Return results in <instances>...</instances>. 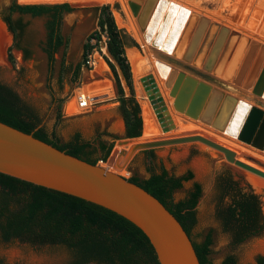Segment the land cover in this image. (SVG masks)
I'll return each instance as SVG.
<instances>
[{
	"label": "rangeland",
	"instance_id": "rangeland-1",
	"mask_svg": "<svg viewBox=\"0 0 264 264\" xmlns=\"http://www.w3.org/2000/svg\"><path fill=\"white\" fill-rule=\"evenodd\" d=\"M168 1L187 7L264 44V0ZM128 2L129 0H0V82L13 90L33 110L40 122L38 127L43 128L49 135L53 134L52 138L60 144L70 142L73 135L78 133L83 141L90 143L92 148L96 149L95 156H100L97 151L100 142L112 145L110 158L114 151L141 141L144 137L143 131L140 138H124L125 121L119 109L118 88L109 63L115 67L125 97H129L130 93L116 62L107 49L109 37L99 27L100 20H104L105 15L108 14L121 34L123 53L130 67L133 94L140 115L141 105L145 104V100L144 92L138 89L133 72V61L136 59H138L137 64L143 67L139 77L151 73L156 79L158 78L166 95L164 98L168 110L171 109L169 112L175 128L164 134L156 125L150 129L152 134L146 137V140L201 135L235 151L238 159L264 170L263 151L174 109V96L169 95V90L164 87L165 80L158 75L155 67L157 54L145 42L139 27V24H149L150 27L156 24L155 19L150 20L153 7L149 10L145 8L138 20V16H134ZM13 3L19 5L68 3L73 7L71 12L62 15L60 34L63 45L54 54L50 74L45 52L46 25L50 17L11 13L12 21H21L23 25V33L17 40L19 48H16L13 46L14 34L2 21L3 16L9 15L8 8ZM102 8L106 10L102 12ZM173 16L174 13L169 11L168 19L172 20ZM180 26L178 24L174 35L173 31L171 32L173 35L171 40L175 39L176 45L179 41L176 34ZM94 32L104 37L99 38L92 46L95 49V66L88 68L84 64V45L90 44L89 37ZM182 32L183 30L181 33L178 32V36ZM76 66H79L77 79L74 75ZM232 88L239 95L244 91L241 87ZM80 93L95 94L91 95V98L98 97V99L92 101L88 107L80 109L76 104ZM245 97L250 99L245 100L246 102L254 104L251 94ZM237 118L234 119L235 125L240 121V117ZM148 151L138 152L126 164L120 175L125 178L135 177L145 180L151 171L158 173L162 168L166 170L168 176L174 178L192 173L191 180L183 182L180 188L172 192V200L178 202L184 199L191 191L194 182L201 185L202 193L195 208L197 221L191 229V238L194 242L200 243L205 235L211 232L213 242L208 264H222L228 256H233L237 264H257V260L264 257V228L259 234L233 245L230 235L222 229L216 217V209L221 200V192L217 186V176L220 173H229L232 181L236 182L242 191L251 190L257 195L263 217L264 179L229 164L221 153L198 142ZM222 203H228V199L225 198ZM0 259L4 264H68L70 257L61 247L32 246L14 240L7 243L0 241Z\"/></svg>",
	"mask_w": 264,
	"mask_h": 264
},
{
	"label": "water",
	"instance_id": "water-1",
	"mask_svg": "<svg viewBox=\"0 0 264 264\" xmlns=\"http://www.w3.org/2000/svg\"><path fill=\"white\" fill-rule=\"evenodd\" d=\"M128 4L138 20L144 9L153 5L150 20L155 19L156 24L139 27L157 54L155 67L165 80L164 87L172 90L177 78L183 76L174 109L264 152V44L168 0H129ZM169 11L174 13L172 20ZM178 24V32H183L179 36L177 32L176 45L171 37ZM140 81L146 96L153 100L162 133L172 131L175 125L170 116H161L160 111L167 115V109L152 74ZM234 86L241 87L243 93H236ZM247 94L254 104L245 101L250 100ZM236 117L240 121L235 125ZM193 142L211 147L229 164L264 179L263 171L237 160L235 152L198 135L132 144L127 150L114 151L113 163L108 157L106 162L91 164L2 122L0 173L72 195L123 217L147 237L159 264H200L191 239L176 218L154 196L118 172L122 159L128 163L140 151Z\"/></svg>",
	"mask_w": 264,
	"mask_h": 264
},
{
	"label": "trees",
	"instance_id": "trees-1",
	"mask_svg": "<svg viewBox=\"0 0 264 264\" xmlns=\"http://www.w3.org/2000/svg\"><path fill=\"white\" fill-rule=\"evenodd\" d=\"M68 3L25 4L13 3L8 8L9 15L2 17L8 30L14 34V44L23 33L21 21L13 22L10 14L38 17H50L46 25L47 39L45 52L48 59V72L52 71L54 54L63 45L60 34L62 15L71 12ZM106 8H102V12ZM100 29L107 33V49L116 62L121 75L129 89L130 96L125 97L115 67L109 63L119 93V109L125 121V139L142 136L143 120L139 106L134 98L130 67L123 53L121 34L108 14L100 20ZM104 23V24H103ZM94 32L89 39L94 38ZM84 45V56L91 49ZM27 55V52L24 51ZM75 79L79 75V66L74 68ZM0 122L56 147L67 154L91 164L106 162L112 145L100 142L96 149L83 141L78 133L70 142L60 144L43 128H39V119L33 110L19 96L0 82ZM148 152H152L149 150ZM193 178L192 173L180 178L168 176L165 169L150 172L145 180L135 177L127 178L146 192L154 196L181 224L191 239L200 264H208L212 234L208 232L204 240L196 243L191 238V229L196 225V205L202 188L197 182L192 184L187 196L178 201L172 200V192L182 186L183 182ZM217 186L221 200L216 209V217L222 229L230 235L231 243L239 244L251 236L259 234L264 228L261 203L251 190L242 191L232 181L229 173L217 176ZM227 198L228 203H222ZM20 241L32 246H57L65 249L70 257L68 264H159L147 237L132 223L103 207L83 199L34 185L0 173V241ZM0 264H4L0 259ZM222 264H237L233 256H228ZM264 264V257L257 260Z\"/></svg>",
	"mask_w": 264,
	"mask_h": 264
},
{
	"label": "bare ground",
	"instance_id": "bare-ground-1",
	"mask_svg": "<svg viewBox=\"0 0 264 264\" xmlns=\"http://www.w3.org/2000/svg\"><path fill=\"white\" fill-rule=\"evenodd\" d=\"M25 1H36V0H25ZM144 1V0H143ZM153 7V5H151V7H146V9L147 10H149V9H151ZM258 13H260V12H258ZM257 13V14H258ZM256 27V26H255ZM135 56V55H134ZM137 60L138 59H136V60H134L133 61V72H134V76H135V78H136V81H137V86H138V89L140 90V91H143L144 92V97H143V99L145 100V104H142L141 105V116H142V120H143V132H144V137L142 138V140L141 141H136V142H133V143H131L130 145H132V144H138V143H144V142H147V141H151V140H146L147 138L146 137H148V136H150L151 134H152V131H150V129L152 128V127H155L156 125H157V127L160 129V131H161V128H160V126H159V124H158V122H157V115L155 114V109H154V105L152 104V102H153V100H150L147 96H146V94H145V91H144V89H143V87H142V84H141V81H140V79H141V77H139L140 76V72H142L143 71V67H141L139 64H137ZM141 69H142V71H141ZM151 74V73H150ZM152 76H153V78H154V80H155V84H156V86H157V88L159 89L158 90V92H159V97L160 98H162V101L164 102V104H165V107H166V109L167 110H165L166 112H167V115L164 113V112H162V111H160L161 112V114H163V115H161L163 118H166V116H170V119L172 120V116H171V114H170V112H169V110H171V109H169L168 110V107H167V104H166V100H165V93L163 92V89L161 88V86H160V84H161V82H159L157 79H156V77L152 74ZM182 77L183 76H179L178 78H177V80L175 81V83H174V85H173V87H172V90H169V95H171V96H175V93H176V90H177V88H178V86H179V84H180V82H181V79H182ZM160 79V78H159ZM164 85H165V83H164ZM106 91V90H105ZM97 94V93H96ZM106 94H110V92H106ZM91 95H95V94H88V96L90 97V99H91V101H93L92 100V96ZM102 95V94H101ZM154 95V98H155V100H158L159 99V97L158 96H156V94H153ZM79 98H81V96H78ZM94 98V97H93ZM87 105H89V104H87ZM78 106V108H80L79 107V105H77ZM80 109H82V108H80ZM208 114V113H207ZM206 114V115H207ZM239 118V117H238ZM237 118V119H238ZM239 121V120H238ZM172 122H173V120H172ZM153 124V125H152ZM162 132V131H161ZM164 134H167V133H164ZM198 136H201V135H198ZM180 137V136H179ZM182 137V136H181ZM201 137H203V138H206V137H204V136H201ZM168 138H173V137H168ZM157 139H165V138H157ZM157 139H152V140H157ZM206 139H208V138H206ZM209 141H211V142H214V143H216V144H218L217 142H215V141H212V140H210V139H208ZM199 143V142H198ZM202 144V143H201ZM122 145V144H121ZM129 145V146H130ZM204 145V144H203ZM218 145H220V146H222V147H224V148H227V147H225V146H223V145H221V144H218ZM128 146V147H129ZM206 146V145H205ZM121 147V146H120ZM128 147L127 148H120V149H128ZM207 147H209V146H207ZM209 148H211V147H209ZM212 149V148H211ZM227 149H229V148H227ZM119 150V149H118ZM214 150V149H213ZM229 150H231V149H229ZM216 151V150H215ZM231 151H233V150H231ZM233 152H235V151H233ZM235 155H236V152H235ZM236 157V156H235ZM236 159L237 160H240V159H238L237 157H236ZM114 161H116V157H115V155H113L112 154V156H111V159H110V163H113ZM241 162H244V161H242V160H240ZM244 163H246L247 165H250L251 167H254V168H256V169H258V170H260V171H263L264 172V170H261L260 168H257V167H255V166H253V165H251V164H249V163H247V162H244ZM126 164H127V160H125V159H122V161H120V163H119V169H118V172H122L123 170H124V168H125V166H126ZM111 169V168H110ZM256 176V175H255ZM263 179V178H262ZM261 184H263V183H261ZM264 185V184H263Z\"/></svg>",
	"mask_w": 264,
	"mask_h": 264
},
{
	"label": "built area",
	"instance_id": "built-area-1",
	"mask_svg": "<svg viewBox=\"0 0 264 264\" xmlns=\"http://www.w3.org/2000/svg\"><path fill=\"white\" fill-rule=\"evenodd\" d=\"M104 36L100 33H96L94 35V38L90 40L91 47L94 46V44L99 40V38H103ZM94 48H91L89 51H87L86 55L84 56V64L88 68H92L95 66V53ZM78 96H81V98L77 97L76 104L79 105L80 108H85L90 105L92 102L90 97L87 94L80 93ZM89 104V105H87ZM78 107V106H77Z\"/></svg>",
	"mask_w": 264,
	"mask_h": 264
},
{
	"label": "crops",
	"instance_id": "crops-1",
	"mask_svg": "<svg viewBox=\"0 0 264 264\" xmlns=\"http://www.w3.org/2000/svg\"><path fill=\"white\" fill-rule=\"evenodd\" d=\"M113 106V105H112Z\"/></svg>",
	"mask_w": 264,
	"mask_h": 264
}]
</instances>
